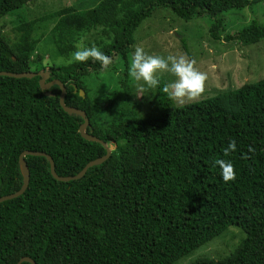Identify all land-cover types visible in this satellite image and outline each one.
Returning a JSON list of instances; mask_svg holds the SVG:
<instances>
[{"label": "trees", "instance_id": "trees-1", "mask_svg": "<svg viewBox=\"0 0 264 264\" xmlns=\"http://www.w3.org/2000/svg\"><path fill=\"white\" fill-rule=\"evenodd\" d=\"M32 1L0 0V71L48 70L49 80L65 86V104L86 112V131L113 147L106 160L68 181L51 175L44 156H24L28 186L0 202V264H17L23 256L37 264H175L231 227L243 235H231L228 254L188 264H264V78L178 105L163 92L168 82L158 77L157 87L144 92L151 103L140 115L135 86L125 80L98 98L89 94L81 77L100 70V62L43 63L41 37L33 30L45 16L19 21L16 39L7 41L1 19ZM261 1L99 0L82 10L66 5L47 17L58 16L49 33L59 52L74 35L82 34L80 43L98 33L90 47L126 58L135 30L158 7L185 20L214 17L213 40L257 43L264 39V24L251 20L224 35L220 15ZM39 78L0 75V196L21 187L23 150L49 154L60 176L75 175L106 153L80 135L83 118L60 106V87L51 86L54 95L47 96ZM111 114L117 119L109 120ZM233 139L236 149L225 156ZM217 159L233 163L235 180L224 182Z\"/></svg>", "mask_w": 264, "mask_h": 264}, {"label": "rangeland", "instance_id": "rangeland-1", "mask_svg": "<svg viewBox=\"0 0 264 264\" xmlns=\"http://www.w3.org/2000/svg\"><path fill=\"white\" fill-rule=\"evenodd\" d=\"M99 0H33L22 7L14 10L1 19L3 23V33L9 43H13L16 39L13 27L18 22H28L35 18L45 16L39 19L33 30L35 37H41L39 48L44 53L45 59L43 63L49 66L52 62L58 65H69L70 55L76 50V45L82 47H90L101 35L96 33L91 36L90 40L82 39L78 42L79 36L74 35L73 40H66L64 52H59L57 46L50 38V23L53 18H48V14L66 5H72L77 9H84L90 3ZM55 14V13H54ZM222 19V33L233 34L242 29L251 20H256L264 24V1L252 4L242 9L232 8L224 11L220 15ZM214 21V17L207 14L185 20L172 13L169 8L158 7L153 10L152 14L143 19L134 32L133 50H131L126 58L111 55L112 64L107 68H101L96 72H88L81 77V83L84 84L89 94L98 98L103 93L119 87L120 81H126L133 88L134 100L136 102L137 113L142 115L148 110V103H151V95L144 93L139 88L143 81L137 82L129 75V68L132 55L136 46L144 48L145 52L150 55H159L167 57L169 54L179 55L186 54L189 58L196 60V67L207 73L205 82V91L198 98H204L218 91L227 90L228 88H236L243 82H252L264 78V39L254 44L240 45L235 40L217 41L209 36V29ZM183 40L188 45L187 50L184 48ZM77 43H75V42ZM88 41V42H87ZM74 63V62H73ZM48 69V67H46ZM127 71V74L126 72ZM157 77L172 82L176 79L171 73L157 72ZM122 84V83H121ZM146 90L152 89L144 85ZM196 99V100H198ZM194 100V101H196ZM178 104L176 101H174ZM193 102V101H187ZM180 105V104H178ZM116 118L115 114H111L109 120ZM117 119V118H116ZM113 147V145H111ZM231 231L226 232L221 237H216L209 243L197 248L189 255L180 258L175 264H188L197 258H213L220 259L231 250V235L240 236V229L231 227ZM240 231V233H239ZM241 235H243L241 233Z\"/></svg>", "mask_w": 264, "mask_h": 264}, {"label": "clouds", "instance_id": "clouds-1", "mask_svg": "<svg viewBox=\"0 0 264 264\" xmlns=\"http://www.w3.org/2000/svg\"><path fill=\"white\" fill-rule=\"evenodd\" d=\"M89 59L100 62L104 69L112 64V58L97 46L82 47L79 44L71 53L68 63H84ZM157 72H168L176 77L174 81L164 85L163 92L180 105L198 99L205 91L207 73L196 67L194 58H189L186 54H169L167 57L150 55L143 47L136 46L130 62L129 75L137 82L143 81V84L139 85L141 91H146L144 85L148 88L157 87L159 84ZM235 149L236 141L230 140L228 146L223 149L224 155L228 156ZM253 151L255 149L250 146L249 152ZM214 164L220 167L224 182L236 179L235 168L230 160L217 159Z\"/></svg>", "mask_w": 264, "mask_h": 264}, {"label": "water", "instance_id": "water-1", "mask_svg": "<svg viewBox=\"0 0 264 264\" xmlns=\"http://www.w3.org/2000/svg\"><path fill=\"white\" fill-rule=\"evenodd\" d=\"M0 75L11 76V77H15V78H20V77L32 78V77H35V76H39L40 77L39 80H38L39 86H40V88L42 90L45 91V94L47 96H53L54 94L51 93V91L49 89L53 85H58L60 87V90H61L60 94H59V104L63 108V110L66 113H68L69 115L76 114V115H79V116H81L83 118V122L79 126L80 135L86 140L99 142L106 150V153L104 155L99 156V157L87 162L85 164V166L77 174H75V175H67V176H60V175H58L56 173L54 160L49 154H47V153H45L43 151L23 150L18 155V166H19V170H20V173H21L22 179H23L22 185L15 192H13L11 194H6V195H3V196H0V202H2L4 200H7V199L14 198V197L22 194L25 191L26 187L28 186L30 172H29L26 160L24 158L25 155L44 156L45 158H47L48 161H49V168H50L51 175L56 180H59V181H68V180H72V179H78V178L82 177L85 174V172L87 171V169L89 167H92L93 165L100 164L101 162H103L104 160H106L110 156V154H111V146L107 145V143L104 140H102V139L98 138L97 136H95V135H93L91 133H88L86 131V129H87L88 125H89V119L87 117L86 112L83 109L77 108L75 106H69V105L65 104L64 96H65V93H66V88L63 85V83L57 78L49 80L50 72L48 70H41V71H38V72H31V71H29V72H11V71L2 70V71H0ZM73 91L74 92L78 91L81 96H84V90L83 89H78L75 85H74ZM23 261L30 262L31 264H37L29 256L21 257L19 259V261L17 262V264H22Z\"/></svg>", "mask_w": 264, "mask_h": 264}]
</instances>
